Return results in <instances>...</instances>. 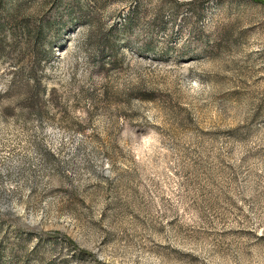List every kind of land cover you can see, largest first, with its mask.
<instances>
[{
	"label": "rangeland",
	"instance_id": "374dc122",
	"mask_svg": "<svg viewBox=\"0 0 264 264\" xmlns=\"http://www.w3.org/2000/svg\"><path fill=\"white\" fill-rule=\"evenodd\" d=\"M0 264H264V0H0Z\"/></svg>",
	"mask_w": 264,
	"mask_h": 264
}]
</instances>
